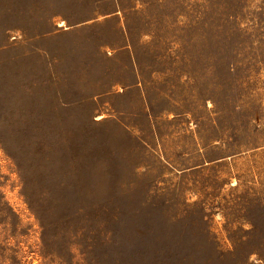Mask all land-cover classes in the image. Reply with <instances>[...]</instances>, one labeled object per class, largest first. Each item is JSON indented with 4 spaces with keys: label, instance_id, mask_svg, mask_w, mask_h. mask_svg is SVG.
Wrapping results in <instances>:
<instances>
[{
    "label": "rangeland",
    "instance_id": "rangeland-1",
    "mask_svg": "<svg viewBox=\"0 0 264 264\" xmlns=\"http://www.w3.org/2000/svg\"><path fill=\"white\" fill-rule=\"evenodd\" d=\"M17 28L100 95L0 49V264H264V0H0Z\"/></svg>",
    "mask_w": 264,
    "mask_h": 264
},
{
    "label": "crops",
    "instance_id": "crops-1",
    "mask_svg": "<svg viewBox=\"0 0 264 264\" xmlns=\"http://www.w3.org/2000/svg\"><path fill=\"white\" fill-rule=\"evenodd\" d=\"M59 23L60 21L58 22V27L61 28L63 25H59ZM64 27L66 26L64 25ZM73 27L75 26L66 27V30H69ZM59 31L60 29L57 28L55 30L42 32L38 35L39 44L35 45L33 43L30 44V42L32 41V38L36 36H32V34H29L28 37H26L25 33L17 28L10 31V33H12L11 39L14 40L7 41L0 47V49L11 50L14 49L15 46H24L22 52L23 55L25 54L29 58L34 55H38V59L44 62V64L46 65V73L44 75V78L46 79L45 84L46 86H48V102L55 103L56 105L72 106L73 104L87 99L94 100V97L99 96L100 94H88L87 92H84V90L82 91L80 87L72 84V81L68 82L69 85L66 86L65 89H63V87H60L61 84L59 79L61 78L60 80L62 84L65 83V81H62L64 78H62L63 76L61 75V72L57 69L56 63L59 61V58L65 56H68L69 58V56L71 55L56 53L53 48H51L52 45H55V42L57 40L55 37L60 35L58 34ZM15 56H18V54H16Z\"/></svg>",
    "mask_w": 264,
    "mask_h": 264
}]
</instances>
